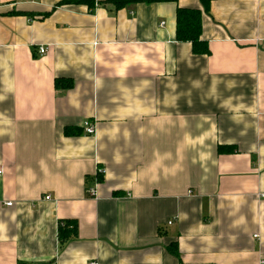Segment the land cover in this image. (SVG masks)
<instances>
[{
	"label": "crops",
	"instance_id": "0c3cea01",
	"mask_svg": "<svg viewBox=\"0 0 264 264\" xmlns=\"http://www.w3.org/2000/svg\"><path fill=\"white\" fill-rule=\"evenodd\" d=\"M63 1L0 0V264H261L264 0Z\"/></svg>",
	"mask_w": 264,
	"mask_h": 264
},
{
	"label": "trees",
	"instance_id": "16d2710c",
	"mask_svg": "<svg viewBox=\"0 0 264 264\" xmlns=\"http://www.w3.org/2000/svg\"><path fill=\"white\" fill-rule=\"evenodd\" d=\"M178 0H111L104 2L111 4L116 8L127 7L137 4H160V3H177ZM204 7L207 8V4L212 0H201ZM96 0H64L58 7L70 6V5H86L90 8H96ZM104 3H98L97 5H105ZM202 21L203 13L200 10L177 8L176 11V39L178 42H188L192 44L193 53L195 55H210L209 45L203 41L202 35ZM62 81H56V87L60 86ZM72 82L68 84V87H72ZM71 134V131H67ZM221 153L229 151L227 148H220ZM58 237L61 248L68 242L78 237V225L75 221H61L58 228Z\"/></svg>",
	"mask_w": 264,
	"mask_h": 264
},
{
	"label": "built area",
	"instance_id": "2783aa9c",
	"mask_svg": "<svg viewBox=\"0 0 264 264\" xmlns=\"http://www.w3.org/2000/svg\"><path fill=\"white\" fill-rule=\"evenodd\" d=\"M97 5V3H96ZM49 51V47H40L39 48V55L40 56H43L45 54H47ZM83 132L85 135L87 136H94L96 135V125L91 123V121H86L84 124H83ZM98 174L100 176H104L106 174V170L104 169H99L98 170ZM3 175V169H0V177ZM89 195L91 198H94L96 199L97 198V189L95 188H92V189H89L88 191ZM51 197L48 196L46 197V200H50ZM8 206H12V204H9ZM90 264H98L97 262H91ZM261 264H264V261L261 262Z\"/></svg>",
	"mask_w": 264,
	"mask_h": 264
}]
</instances>
